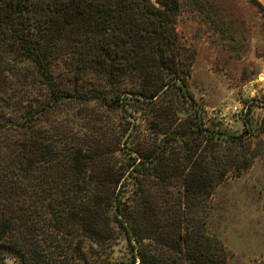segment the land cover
<instances>
[{
  "label": "trees",
  "instance_id": "1",
  "mask_svg": "<svg viewBox=\"0 0 264 264\" xmlns=\"http://www.w3.org/2000/svg\"><path fill=\"white\" fill-rule=\"evenodd\" d=\"M180 10L181 0H0V96L21 94L16 110L0 108V264H105L94 247L118 236L131 257L110 264H229L207 229L209 201L253 164L251 113L264 102L249 104L242 132L206 114Z\"/></svg>",
  "mask_w": 264,
  "mask_h": 264
},
{
  "label": "rangeland",
  "instance_id": "2",
  "mask_svg": "<svg viewBox=\"0 0 264 264\" xmlns=\"http://www.w3.org/2000/svg\"><path fill=\"white\" fill-rule=\"evenodd\" d=\"M176 26L190 66L188 83L206 114L221 120L230 131L242 132V118L249 104L255 100L264 102V0H181ZM55 70L60 78L70 82L62 64L57 63ZM94 82L84 81L89 85ZM128 83L131 85V81ZM14 92L16 96H11ZM5 95L0 96L3 103L0 108L6 109L2 112L16 110L21 94L10 91ZM71 109V105L62 108L66 114ZM109 117L118 120L117 113ZM66 122H70V130L77 129L71 114ZM249 131L247 148L256 154L253 164L240 175H230L224 180L208 207L207 229L225 245L229 264H255L264 258V106L261 103L253 106ZM114 145L110 144L108 149L115 150ZM179 187L171 190L178 195ZM177 208H172V215ZM114 240L111 247H94L105 264L131 257L127 242L119 236Z\"/></svg>",
  "mask_w": 264,
  "mask_h": 264
}]
</instances>
